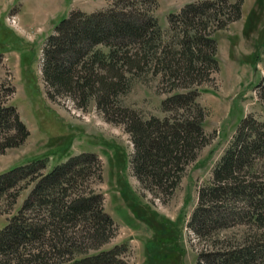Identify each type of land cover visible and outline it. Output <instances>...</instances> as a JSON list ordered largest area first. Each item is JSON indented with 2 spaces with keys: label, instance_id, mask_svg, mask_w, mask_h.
I'll return each mask as SVG.
<instances>
[{
  "label": "rangeland",
  "instance_id": "374dc122",
  "mask_svg": "<svg viewBox=\"0 0 264 264\" xmlns=\"http://www.w3.org/2000/svg\"><path fill=\"white\" fill-rule=\"evenodd\" d=\"M203 1L216 2L221 18L203 21H208L203 32L215 39L217 68L209 60L198 69L184 67L179 72L165 60L180 48L179 35L184 30L178 17L170 16L187 4ZM237 1L136 4L152 7L160 28V36L154 38L158 55L166 57L135 61L131 68L116 65L110 71L108 45L94 44L78 65L93 63L97 83L79 81L74 85L83 89L73 92L54 86L45 75L48 40L63 17L76 11L105 10L113 0H0V103L10 108L0 125V172L40 158L36 174H45L69 156L88 155L83 164L86 173L73 181V187L80 193L100 194L113 229L98 250L118 246L116 258L124 264H210L212 256L205 258L209 252L264 244V224L250 218L242 199L227 201L232 209L220 224L198 227L192 219L199 191L212 185L213 170L241 121L264 120V0H239L240 14L233 18L232 4ZM100 80L103 86L114 82L113 89L100 91ZM191 90L197 91L196 101L203 110L204 134L196 135L190 151L171 166L166 179L154 178L149 171L138 173L134 124L153 117L182 120L187 112H175L172 103L165 106L163 101ZM189 116L194 122L200 118L195 107ZM258 177L263 180L264 173ZM34 183L21 181L0 197V229L17 214ZM241 209L242 214L233 215ZM79 224L74 247L84 250L91 246V237L81 231L83 222ZM52 255L54 262L67 258ZM11 256H0V264H14L8 262ZM255 264H264V257Z\"/></svg>",
  "mask_w": 264,
  "mask_h": 264
},
{
  "label": "trees",
  "instance_id": "16d2710c",
  "mask_svg": "<svg viewBox=\"0 0 264 264\" xmlns=\"http://www.w3.org/2000/svg\"><path fill=\"white\" fill-rule=\"evenodd\" d=\"M147 2L154 0H113L105 10L91 13L76 11L63 17L56 23V33L48 40L44 68L48 80L54 86L73 92L76 88L83 89L82 85H74L79 81H82L81 84L97 83L93 63L87 66L82 61L78 64L89 47L98 43L108 45L110 71L116 65L131 68L135 61L147 63L158 56L161 57L158 59L165 58L158 55L159 48L154 40L160 36V28L152 7L136 6ZM240 2L238 0L232 4L233 18L240 14ZM173 17H178L184 30L179 35L180 48L168 56V61L165 58L166 64L181 72L184 67L187 70L198 69L210 60L217 68L215 39L203 32L208 22H203L204 18L216 22L221 20L217 3H190L178 14L170 16ZM100 83V91L109 93L113 89L112 81L105 86L103 80ZM196 96V90L176 92L163 101L165 106L172 103L175 112L183 111V115L187 112L180 121L165 116L134 124L137 147L134 165L138 173L149 171L154 178L166 179L173 168L171 166L181 162L183 155L190 151L189 145L196 135L204 134L203 110ZM192 107L199 112L197 122L189 116ZM9 109L0 103V125ZM15 120L25 136L27 132L17 115ZM87 159L88 155L85 154L69 156L45 174H36L37 165L42 160L40 158L0 172V197L7 195L21 181L35 180L17 214L7 219L0 229V256L12 254L8 262L14 264H124L116 258L118 246L98 250L100 243L108 240V231L110 233L113 229V220L103 210L100 194L74 190L73 181L86 173L83 164ZM261 159H264V120L259 122L244 118L213 170L212 185L199 191V204L193 213V222L204 228L222 223L226 219V212L232 209L226 205L227 201L238 198L243 200V207L250 218L264 224V178L260 180L258 177L264 173V160L256 163ZM94 162L97 164L95 157ZM170 163L172 165L169 166ZM31 210L29 214L27 211ZM242 213L241 209L233 212V215ZM82 222L84 228L81 231L91 237V246L77 250L74 247L77 237L75 227ZM30 243L35 244L28 252L23 251ZM90 249L97 250L89 252ZM51 254L56 258L65 255L67 258L61 263L54 262L50 260ZM208 255L212 256L210 264H255L257 258L264 257V244L221 248L207 253L205 258Z\"/></svg>",
  "mask_w": 264,
  "mask_h": 264
}]
</instances>
